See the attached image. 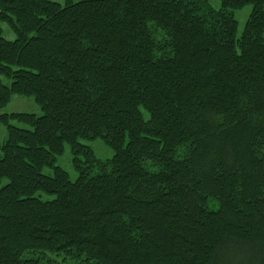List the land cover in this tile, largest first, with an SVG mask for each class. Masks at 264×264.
Listing matches in <instances>:
<instances>
[{
	"label": "trees",
	"instance_id": "1",
	"mask_svg": "<svg viewBox=\"0 0 264 264\" xmlns=\"http://www.w3.org/2000/svg\"><path fill=\"white\" fill-rule=\"evenodd\" d=\"M219 1L0 0L43 112L0 114V264H264V0Z\"/></svg>",
	"mask_w": 264,
	"mask_h": 264
},
{
	"label": "rangeland",
	"instance_id": "2",
	"mask_svg": "<svg viewBox=\"0 0 264 264\" xmlns=\"http://www.w3.org/2000/svg\"><path fill=\"white\" fill-rule=\"evenodd\" d=\"M63 1V0H59ZM210 4L215 7L219 8L220 6V1L219 0H209ZM252 10V4H247L244 8L235 10V17L238 20V33L240 34L245 26L246 20ZM3 26V36L6 39L9 40H14L16 38L14 32L9 28V26L6 23L2 24ZM5 83H8V80H4ZM20 111H25V112H30L34 113L37 115H42V109L40 106L36 103L34 98L32 96H24V95H13L10 102L0 108V114L2 113H12V112H20ZM145 117H148V114L145 113ZM13 124L21 126V127H26V125L22 122L13 120ZM0 138L1 140L6 138V131H5V126L0 124ZM84 143L90 145L94 151L97 157L100 159H109L113 156V149L105 143V141L102 138H96L92 140H82ZM55 164L59 165L63 169H65L70 176L71 180H76L79 176V172L76 170L73 164V154L71 152L70 146L67 144L64 147V151L62 154L57 155V158L55 160ZM44 173L52 174V169L45 167L43 169ZM96 172V171H93ZM38 195L42 196L45 199H51L53 198L52 195H47L45 193H37ZM209 206L211 209H218V203L214 200L211 199L209 202ZM62 256L57 257V259H61Z\"/></svg>",
	"mask_w": 264,
	"mask_h": 264
}]
</instances>
